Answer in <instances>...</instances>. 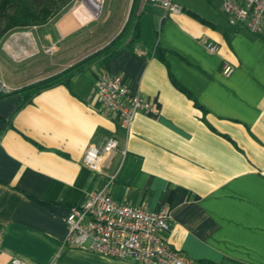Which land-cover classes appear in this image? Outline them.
<instances>
[{
  "label": "crops",
  "instance_id": "crops-1",
  "mask_svg": "<svg viewBox=\"0 0 264 264\" xmlns=\"http://www.w3.org/2000/svg\"><path fill=\"white\" fill-rule=\"evenodd\" d=\"M173 1L181 13L133 0L136 43L106 66L97 56L68 85L31 101L19 90L80 61L78 26L1 40L0 81L14 92L0 98V264H136L63 244L71 208L106 185L120 204L165 212L163 238L185 257L264 264V37L193 0ZM222 1L208 0L220 8ZM225 63L234 67L228 78ZM104 73L153 108L136 114L128 131L97 98ZM112 138L119 148L102 174L83 165L89 146Z\"/></svg>",
  "mask_w": 264,
  "mask_h": 264
},
{
  "label": "built area",
  "instance_id": "built-area-1",
  "mask_svg": "<svg viewBox=\"0 0 264 264\" xmlns=\"http://www.w3.org/2000/svg\"><path fill=\"white\" fill-rule=\"evenodd\" d=\"M148 1L161 6L166 14L182 11L173 0ZM221 10L230 26H242L250 34L264 37V0H223ZM204 46L211 54L219 50L213 42H205ZM233 71L231 64L222 65L224 77H230ZM95 91L102 108L116 114L126 131L136 114L153 110L148 102L126 88L119 77L109 73L99 77ZM11 92L12 89L0 81V95ZM118 148V141L113 138L102 146L91 145L82 163L94 173L102 174ZM65 223L68 232L63 244L71 249L136 264H205L185 257L163 238L170 229V219L165 212L120 204L111 197L107 185L90 192L82 205L71 208ZM1 242L0 230V245ZM11 264L20 262L13 260Z\"/></svg>",
  "mask_w": 264,
  "mask_h": 264
},
{
  "label": "trees",
  "instance_id": "trees-1",
  "mask_svg": "<svg viewBox=\"0 0 264 264\" xmlns=\"http://www.w3.org/2000/svg\"><path fill=\"white\" fill-rule=\"evenodd\" d=\"M72 1L73 0H0V42L15 31L46 24L48 19L55 15V13H53L55 11H52V7H56L57 5L65 7ZM200 21L206 23L202 19H200ZM126 28L127 24L104 48L86 56L63 72L24 87L19 90V92L24 95L25 100L31 101L34 96L45 89L58 85H68L74 76L80 74L94 58L100 55H103V65L106 66L107 61L122 46L130 48L139 40L137 24L134 23L129 29V35L123 37ZM155 56L162 58V50L159 48L155 49ZM179 89L183 91L182 88ZM13 92L14 91L11 93ZM5 96L7 95H0V98Z\"/></svg>",
  "mask_w": 264,
  "mask_h": 264
},
{
  "label": "rangeland",
  "instance_id": "rangeland-1",
  "mask_svg": "<svg viewBox=\"0 0 264 264\" xmlns=\"http://www.w3.org/2000/svg\"><path fill=\"white\" fill-rule=\"evenodd\" d=\"M83 1L88 4L91 2V0H73L65 7L58 5L52 7V11H55L53 12L55 15L51 16L46 24L15 31L8 36H21L24 34L30 36H59V32L56 30L57 25L61 24L67 16L74 17L76 9L80 7ZM193 2L203 13L215 12L222 17H226L219 6L214 5V7H211L208 0H193ZM132 4L133 0H103L101 10L99 9L96 18L86 24H79L78 28L75 30L74 34L80 37L78 41L80 55L77 59L81 60L100 50L104 43H106L105 39L111 36L116 27H120L121 31L127 24V29L130 28L135 20L134 13L131 15ZM72 61L74 62L76 59ZM20 66L21 65H19V67Z\"/></svg>",
  "mask_w": 264,
  "mask_h": 264
},
{
  "label": "bare ground",
  "instance_id": "bare-ground-1",
  "mask_svg": "<svg viewBox=\"0 0 264 264\" xmlns=\"http://www.w3.org/2000/svg\"><path fill=\"white\" fill-rule=\"evenodd\" d=\"M98 2L96 0H91V2L88 4L83 1L80 7L76 9L74 17L67 16L66 18H64L65 20L60 25L61 31L67 32L72 28L78 26L79 24H86L87 22L96 18L100 9V5Z\"/></svg>",
  "mask_w": 264,
  "mask_h": 264
}]
</instances>
